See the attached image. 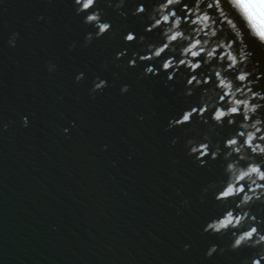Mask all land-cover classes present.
<instances>
[{"label": "water", "instance_id": "1", "mask_svg": "<svg viewBox=\"0 0 264 264\" xmlns=\"http://www.w3.org/2000/svg\"><path fill=\"white\" fill-rule=\"evenodd\" d=\"M119 2L100 0L112 31L84 47L96 29L74 0H0V264H244L257 250L205 256L231 243L203 233L223 211L203 190L224 178L222 158L201 167L187 155L188 128L205 126L166 130L196 98L163 72L144 77L138 59L128 66L145 54L128 31L158 39L132 15L154 0ZM256 54L264 63V49ZM97 77L108 87L93 98ZM252 211L264 221V205Z\"/></svg>", "mask_w": 264, "mask_h": 264}, {"label": "clouds", "instance_id": "2", "mask_svg": "<svg viewBox=\"0 0 264 264\" xmlns=\"http://www.w3.org/2000/svg\"><path fill=\"white\" fill-rule=\"evenodd\" d=\"M99 3L100 0H74L76 15L83 16V23L96 29L86 35L84 47L112 31L103 10L97 8ZM125 3L120 0L116 9H122ZM132 15L145 24L146 32L158 33V39L147 42L144 36L138 38L128 31L124 41L138 42L145 53H134L128 66L136 67L138 59L148 65L143 70L144 77L163 72L167 74L166 84H184L186 100L196 98L169 121L166 130L192 126L194 121L205 126L204 132L195 126L188 128L195 135L186 140L187 155L194 156L201 167L209 158L224 161V178L203 190L205 195L209 189L213 191L223 211L206 223L203 233L230 236L231 243L228 249L210 245L206 258L226 250L254 249L257 251L244 264H262L264 221L252 209L264 205V63L256 54L257 49H264V0H154L151 10L141 4ZM18 39L19 33H13L9 45L15 47ZM75 48L73 43L69 51ZM126 54L125 50L116 58ZM157 62L158 69L154 67ZM55 67L49 63L50 72ZM75 79L77 83L83 81L84 73ZM106 87L107 81L97 77L90 94L95 98ZM129 91L128 85L121 88V94ZM23 123L28 126L27 118ZM64 131L67 134L70 130ZM177 142L173 139L172 144ZM188 203L184 201L185 206ZM189 247L185 245V251Z\"/></svg>", "mask_w": 264, "mask_h": 264}]
</instances>
